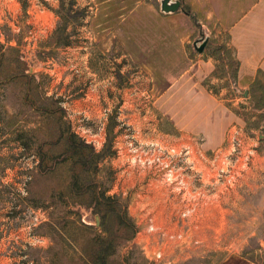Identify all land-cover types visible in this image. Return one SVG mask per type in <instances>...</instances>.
Returning <instances> with one entry per match:
<instances>
[{
  "label": "rangeland",
  "instance_id": "obj_1",
  "mask_svg": "<svg viewBox=\"0 0 264 264\" xmlns=\"http://www.w3.org/2000/svg\"><path fill=\"white\" fill-rule=\"evenodd\" d=\"M70 1L64 0L65 8ZM73 1L72 12L80 14L67 26L69 44L56 46L60 0H0V45L4 58L11 57L10 48L18 50L25 72L33 69L44 92L61 100L72 129L96 150L113 124L115 154L99 163L96 179L107 195L128 198L137 233L118 240L110 264H264V137H258L264 126L263 71L254 81L238 80L234 56L224 51L215 55L225 60L193 65L200 30L182 10L162 13L159 0ZM224 41L209 34L201 54ZM237 89L249 90V96ZM23 94L17 81L0 85V264H73L75 253L91 243L88 237L101 235L99 215L84 205L68 207L75 222L65 226L62 239L45 226L51 208L26 201L33 186L48 203V191L60 182L52 177L28 185L40 156L16 137L41 119ZM135 157H207V169L214 161L220 182H196L218 194L204 197V203L216 202L217 211L203 204L199 192L192 193L201 206L183 219L182 203L170 195L166 180L151 177ZM156 179L173 201L165 215L149 198L157 224L182 232V239L162 240L142 222L137 192L149 194ZM210 211L218 214L219 225L204 224ZM79 225L93 230L84 232ZM157 250L164 255L159 262Z\"/></svg>",
  "mask_w": 264,
  "mask_h": 264
},
{
  "label": "trees",
  "instance_id": "obj_2",
  "mask_svg": "<svg viewBox=\"0 0 264 264\" xmlns=\"http://www.w3.org/2000/svg\"><path fill=\"white\" fill-rule=\"evenodd\" d=\"M73 4L71 0L68 8H65L64 0H60V7L56 10L60 24L54 31L56 46L69 44L66 42L69 38L67 26L80 14L72 12ZM222 49L215 48L212 52L215 54ZM8 52L11 57L4 58L5 53L0 45V75H4L0 78V85L19 82L24 90V101L41 119L38 127L20 130L21 134L16 137L25 150L33 149L40 156L36 173L28 185L52 177L60 182L59 186L51 187L48 191V203H45V193L34 194L33 186L29 187L26 201L34 208H51L50 221L45 226L52 227L62 239L66 236L65 226L75 222L68 207L77 204L91 208L94 214L99 215L100 229L104 234L95 233L88 237L91 243L88 242L79 253H75L78 257L73 256L71 260L73 264H110L109 259L118 240L121 237L129 240L137 233L135 222L128 216V198L107 195L108 189L96 179L99 163L115 154L112 150L113 124L109 126L103 147L96 150L92 143L86 142L72 129L71 123L65 119L61 100L44 92L36 74L25 72L26 64L19 58L18 50L12 47ZM233 61L232 65L238 66V62ZM80 227L84 232L93 230V227L86 225Z\"/></svg>",
  "mask_w": 264,
  "mask_h": 264
},
{
  "label": "crops",
  "instance_id": "obj_3",
  "mask_svg": "<svg viewBox=\"0 0 264 264\" xmlns=\"http://www.w3.org/2000/svg\"><path fill=\"white\" fill-rule=\"evenodd\" d=\"M181 9L189 17L198 31L202 28L212 38L223 37L224 43H215L222 51L232 52L238 62L237 78L240 81H254L259 71L264 73V0H181ZM172 13L178 15L179 11ZM74 47V46H67ZM214 48V49H215ZM213 53V52H212ZM212 53L198 54L191 59L193 65H208L219 61ZM222 60H225L222 56ZM154 175L152 174L151 177ZM151 180V179H150ZM157 181V182H156ZM150 189L146 198L153 200L157 211L165 215L171 210L173 201L169 199L166 185ZM160 184H162L160 182ZM216 210L214 205L210 210ZM220 218L215 212L205 213L203 222L206 226L219 225ZM197 240L189 238L188 241Z\"/></svg>",
  "mask_w": 264,
  "mask_h": 264
},
{
  "label": "built area",
  "instance_id": "obj_4",
  "mask_svg": "<svg viewBox=\"0 0 264 264\" xmlns=\"http://www.w3.org/2000/svg\"><path fill=\"white\" fill-rule=\"evenodd\" d=\"M135 160H140L139 162H142V165L150 169L153 175H157L158 177L161 176L162 179L166 180L169 186L170 195L173 198L179 197V200L182 203L180 205V216L183 219L190 218L191 216L193 217L196 209L201 206L200 201L191 197L190 194L199 192V196L205 206L209 203H204L205 196L218 195L217 193H212L203 186L198 187L199 185L196 182L205 181L203 184L210 186L220 182L217 179L218 177H216L219 174V171H214L216 168V166L213 165L214 161L208 160L211 162H209L211 166L208 169L213 170L212 172L203 167V161L206 164L207 157H135ZM221 172L223 171L221 170ZM137 194L141 196L139 205L140 207H143L144 217L142 218V222L145 223L147 232H156V236L162 240L173 241L175 239L184 238L182 232L172 233L162 229L160 225L158 226L155 219V206L153 203H149L151 198H146L147 194L142 195L141 191H138ZM208 200H210V198H208ZM214 203L216 202L211 201L207 208L213 207ZM137 217L141 218L142 215L138 214ZM144 248L145 251L148 250L146 247ZM153 255L155 259L158 260L157 262L161 261L164 257L161 250L154 251Z\"/></svg>",
  "mask_w": 264,
  "mask_h": 264
},
{
  "label": "water",
  "instance_id": "obj_5",
  "mask_svg": "<svg viewBox=\"0 0 264 264\" xmlns=\"http://www.w3.org/2000/svg\"><path fill=\"white\" fill-rule=\"evenodd\" d=\"M159 2H160V11L164 14L175 13L181 9V5H182L181 0H159ZM199 34H200L199 37L193 41V48L195 49V51L201 54L204 51L209 41V34L205 32L202 28L200 29ZM33 72H34L33 69L30 67L29 73L33 74ZM237 91L244 97L249 96V90L247 89L245 91H241L240 89H237ZM263 131H264V126L261 127V131L258 134L259 139H262L264 137ZM95 220H96V225H99L100 220L98 216H96Z\"/></svg>",
  "mask_w": 264,
  "mask_h": 264
}]
</instances>
